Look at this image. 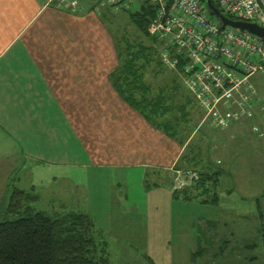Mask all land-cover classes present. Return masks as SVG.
Segmentation results:
<instances>
[{
  "label": "crops",
  "instance_id": "obj_1",
  "mask_svg": "<svg viewBox=\"0 0 264 264\" xmlns=\"http://www.w3.org/2000/svg\"><path fill=\"white\" fill-rule=\"evenodd\" d=\"M76 1L80 9L67 0H0V140L24 161L54 167L51 181L76 188L65 168L136 171L147 192L162 188L150 194L167 206L171 178L147 188L144 175L171 169L184 145L119 95L110 78L113 32L97 10L104 8ZM232 125L264 138L244 120L223 129Z\"/></svg>",
  "mask_w": 264,
  "mask_h": 264
},
{
  "label": "rangeland",
  "instance_id": "obj_2",
  "mask_svg": "<svg viewBox=\"0 0 264 264\" xmlns=\"http://www.w3.org/2000/svg\"><path fill=\"white\" fill-rule=\"evenodd\" d=\"M141 2L100 5L114 11L107 22L113 32L134 36L128 12L138 9ZM165 66L157 74L146 70L154 93L160 85L170 83L169 74H174ZM252 79L264 94L260 75L256 73ZM179 81L182 83L180 77ZM165 89L170 95L175 92L171 87ZM193 115L198 130H193L192 136H201L202 163L208 161L211 169L217 165L221 169L217 201L202 200L205 194L190 199L179 196L170 197L165 206L163 199L150 194L162 188L147 192L140 175L132 170L65 168L82 184L80 188L62 180L51 181L54 167L24 161L15 155L13 145L6 146L0 140V210L17 187L32 189L37 198L30 203L36 209L86 212L95 223L97 235L107 241L111 264H149L145 254L157 264H264V138L255 137L242 125L226 129L203 125L198 103ZM202 131L205 134L201 135ZM29 178L35 188L28 183ZM187 186L192 194L202 193L201 187Z\"/></svg>",
  "mask_w": 264,
  "mask_h": 264
},
{
  "label": "trees",
  "instance_id": "obj_3",
  "mask_svg": "<svg viewBox=\"0 0 264 264\" xmlns=\"http://www.w3.org/2000/svg\"><path fill=\"white\" fill-rule=\"evenodd\" d=\"M97 10L105 22H109L114 14L107 9ZM154 13V4L142 0L138 9L128 12V20L135 27L134 36L124 32L118 35L112 30L118 65L110 78L125 101L151 124L184 145L171 169L152 167L146 171L145 187L161 183L175 169H192L197 172V177L189 185L201 187L202 193L192 194L185 185L173 190V196L190 199L205 194L200 195L202 200L214 202L218 199L216 188L221 169L217 164L211 169L208 161L202 163L201 136H192L193 130H198L197 117L193 115L197 104L194 95L180 83L177 69L171 68L174 74H169L170 83L160 85L155 93L145 77L147 69L157 74L166 67L160 57L161 43L146 29ZM166 87L175 92L170 95ZM202 124L207 125L206 122ZM36 198L31 188L15 187L8 203L0 210V264H111L107 241L97 235L95 223L88 213L74 209L52 212L36 209L30 203ZM145 257L149 264H157L150 255L145 254Z\"/></svg>",
  "mask_w": 264,
  "mask_h": 264
},
{
  "label": "built area",
  "instance_id": "obj_4",
  "mask_svg": "<svg viewBox=\"0 0 264 264\" xmlns=\"http://www.w3.org/2000/svg\"><path fill=\"white\" fill-rule=\"evenodd\" d=\"M67 1L72 9L81 8L76 0ZM125 1L99 0L109 6ZM150 1L155 13L147 32L161 43L163 63L178 70L182 84L194 95L202 119L215 128L247 119L251 131L263 137L264 94L252 75L257 73L264 83V34L230 24L221 26L205 0ZM212 1L232 19L264 26V0ZM195 177V170L176 169L172 189L189 185Z\"/></svg>",
  "mask_w": 264,
  "mask_h": 264
},
{
  "label": "water",
  "instance_id": "obj_5",
  "mask_svg": "<svg viewBox=\"0 0 264 264\" xmlns=\"http://www.w3.org/2000/svg\"><path fill=\"white\" fill-rule=\"evenodd\" d=\"M207 6L211 9L212 13L217 15L221 20V26H224L225 24H230L233 26H239L241 28H246L252 32L258 33V34H264V26H260L256 22L253 21H246V20H238V19H232L225 14H223L218 7L213 3L212 0H205Z\"/></svg>",
  "mask_w": 264,
  "mask_h": 264
}]
</instances>
